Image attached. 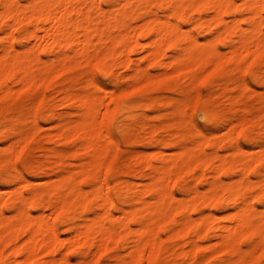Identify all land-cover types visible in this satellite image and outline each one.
I'll use <instances>...</instances> for the list:
<instances>
[{
  "label": "rangeland",
  "instance_id": "374dc122",
  "mask_svg": "<svg viewBox=\"0 0 264 264\" xmlns=\"http://www.w3.org/2000/svg\"><path fill=\"white\" fill-rule=\"evenodd\" d=\"M207 3L0 0V33H7L0 40L7 48L0 56V144L7 142L0 177L5 184L22 179L12 170L23 151L21 167L32 181L0 192V264L17 253L23 264H53L58 252L77 245L81 264H95L102 253L108 264H195L203 256V264H245L252 251L264 250V210L257 208L264 151L253 147L264 139V92L227 69L205 89L196 79L229 58L236 69L246 50L264 52L256 42L264 0L241 5L252 6L246 11L255 49L233 42L242 27L235 20L231 28L221 23L224 11L245 12L225 0L223 11L209 13ZM170 76L180 79L163 83ZM97 79L110 82L109 90ZM200 115L207 134L196 127ZM89 215L71 240L56 230Z\"/></svg>",
  "mask_w": 264,
  "mask_h": 264
},
{
  "label": "snow or ice",
  "instance_id": "6c2138e0",
  "mask_svg": "<svg viewBox=\"0 0 264 264\" xmlns=\"http://www.w3.org/2000/svg\"><path fill=\"white\" fill-rule=\"evenodd\" d=\"M29 0H21V6L27 5ZM244 3V0H232L231 7H234L237 9V11L245 12V15L240 16H232L229 17V12L224 11V15L221 18V23L227 24L230 28L233 27V25L230 23L231 20H235L237 24L241 25L242 27L236 28L235 31L237 32V36L235 38V41H233L237 47L240 46L242 43H248L250 49H255V44L249 43L253 40L255 36L254 28L251 26L250 23V14L247 13L246 9L247 7H251V5L245 6V8H242L241 5ZM118 5H103L101 4L102 10H108L117 7ZM169 9L173 7V5H168ZM262 9H264V3L260 5ZM225 8V0H208V3L206 5V11L209 13H214L218 9L223 11ZM168 13H164V15H167ZM261 22L264 23V12H262L261 16ZM221 32L224 31V29H220ZM240 33H251L252 35H245L243 39L240 38ZM7 35V33H0V40H3L4 36ZM215 35V33H213ZM210 39V38H209ZM256 42L259 43L262 47H264V28H261L259 37L256 39ZM6 45L3 48H0V56H3L4 51H6ZM231 47L229 49H221L220 53L221 55H224L225 52L230 51ZM180 53H173L172 55H179ZM215 63V61H213ZM235 61L232 58H229L223 63H218L215 66V69L211 71L210 75H205L203 79H200L199 76L196 77L199 82V87L201 89H205L209 86V84L216 78H221L227 69V71L233 72L234 76L237 80H239L240 75H243L244 80L241 81V83L247 87L250 88L253 92L260 91L264 92V52H261L259 55H255L253 51H245L243 55L240 56L239 59V66L233 70L231 67ZM97 71L99 72L100 69L97 67ZM183 75V74H181ZM179 80L180 77H169L167 80L163 81V83H171V81ZM257 81V84H260V87H257L255 84H253V80ZM94 83L101 88L102 91L109 90V88L105 87V84L108 83L110 85V82H102L100 79H97L94 81ZM119 91V89H117ZM137 93L133 92L131 93V96H135ZM238 95V93H237ZM131 96H125L123 99L128 100L131 98ZM38 99V98H37ZM30 103L35 104L36 100H32ZM75 112H69L68 115H75ZM203 120V116L200 115L197 117L196 127L198 130L203 132L204 134L208 133V129H205L199 121ZM231 124H225L223 125L218 131L219 134H222L224 131L227 130L228 127H230ZM109 127H114V125H109ZM245 136V130L240 131V137L243 138ZM5 142L4 144H0V148H3L6 146ZM241 148H244L245 145L243 143V140H241V143L239 145ZM256 150L264 151V139L261 140V142L255 146H253ZM234 151V149H233ZM26 159L25 153L22 151L19 156L16 158V167L12 170V177L16 178V174H19V177H22V179H17L16 183H10L5 184L4 180L7 177H0V192H3L4 190L8 191H15L17 188L24 186V181L28 180L29 183L32 181L29 180V178L26 175V172L23 167H21L22 161ZM262 172H264V169H262ZM253 182L256 181V177L251 178ZM207 187L199 189V191H206ZM31 193L25 192L24 198H29ZM257 208L260 210H264V201H262L261 204L257 205ZM18 211V209H17ZM15 214V213H12ZM99 215V213H97ZM93 217L91 215L82 218L81 220L77 221L76 223H70V222H62V226L58 227L56 230L57 232H64L66 235L63 237V239L71 240L73 237L77 236L78 233L75 231V229L79 228L80 225L83 223V219H92ZM59 219V217H57ZM74 229V231L69 232L68 229ZM254 243L257 241H253ZM83 248V245H77L76 247H73L71 251H67L65 249L64 251L58 252V254L53 258V264H81V256L84 254L81 249ZM251 246L249 245L244 249V251H249ZM94 251V250H93ZM79 253V254H77ZM17 259L15 261H10L9 264H23L24 256H21L20 253H17ZM92 253H89V259H91ZM107 253H102L95 261V264H108V260L105 259L107 256ZM118 255H126V253H119ZM145 256H147V253H144ZM199 255V254H198ZM65 259H61L62 257H65ZM108 259H111V257H108ZM207 260L206 256L200 257V259H197L195 264H203V261ZM31 264H35V261H32ZM45 264L47 262L45 261ZM84 264H87V261L84 262ZM124 264H128V261H124ZM149 264H152L150 261ZM245 264H264V250L261 251H252L251 256L248 260L245 261Z\"/></svg>",
  "mask_w": 264,
  "mask_h": 264
},
{
  "label": "bare ground",
  "instance_id": "6f19581e",
  "mask_svg": "<svg viewBox=\"0 0 264 264\" xmlns=\"http://www.w3.org/2000/svg\"><path fill=\"white\" fill-rule=\"evenodd\" d=\"M251 2H252V1H251ZM251 4H252V3H251ZM46 5H47V4H46ZM46 5H45V6H46ZM48 5H50V4H48ZM254 5H255V3H253V6H254ZM41 7H42V6H41ZM251 7H252V6H251ZM256 7H257V6H256ZM259 7H260V6H259ZM259 7H258V8H259ZM44 8H45V7H44ZM47 9H49V8L47 7ZM259 9H260V8H259ZM36 10H37V9H36ZM44 10H45V9H44ZM37 11H38V10H37ZM47 11L49 12L50 10H47ZM47 11H46V12H47ZM256 11H257V10H256ZM5 12H6V11H5ZM32 12H33V11H32ZM51 12H52V10H51ZM218 12H219V9H218ZM258 12H259V11H258ZM258 12H257V13H258ZM64 13H65V12H64ZM5 14H6V13H5ZM10 14H11V13H10ZM32 14H35V13H32ZM47 14H48V13H47ZM53 14H54V13H53ZM65 14H66V13H65ZM69 14H70V13H69ZM217 14H219V13H217ZM41 15H42V14H41ZM49 15H50L49 17H51V16H52V13L49 14ZM10 16H11V15H10ZM47 16H48V15H47ZM5 17H6V15H5ZM8 17H9V16H8ZM15 17H16V16H15ZM17 17H18V16H17ZM45 18H46V17H45ZM53 18H54V17H53ZM16 19H17V18H16ZM48 19H50V18H48ZM51 19H52V18H51ZM158 19H159V18H158ZM14 20H15V18H14ZM44 22H45V21H44ZM48 22H49V21H48ZM161 22H162V21H161ZM161 22H160V23H161ZM59 25H60V23H59ZM171 25H172V24H171ZM171 25L169 24V26H171ZM57 26H58V25H57ZM65 26H66V25H65ZM59 27H60V26H59ZM62 27H64V26L62 25ZM165 27H167V26L165 25ZM147 28H148V27H147ZM153 28H154V27H153ZM153 28H152V29H153ZM162 28H163V27H162ZM65 29H66V28H65ZM169 29H170V28H169ZM157 30H158V29H157ZM171 30H172V32H173V28H171ZM154 31H155V30H154ZM164 31H165V30H164ZM166 31H167V30H166ZM166 31H165V32H166ZM158 32L160 33V31H158ZM158 32H157V34H158ZM172 32H171V33H172ZM155 33H156V31H155ZM167 33L169 34V31H168ZM167 33H166V34H167ZM173 33H174V32H173ZM173 33H172V34H173ZM160 34H161V33H160ZM65 35H66V33H65ZM67 35H68V34H67ZM56 36H57V35H56ZM68 36H69V35H68ZM157 36H158V35H157ZM169 36H171V34H170ZM172 36H174V35H172ZM64 37H66V36H64ZM69 37H70V36H69ZM154 37H155V36H154ZM57 38H58V37H57ZM169 38H170V37H169ZM173 38H174V37H173ZM173 38H172V39H173ZM55 39H56V38H55ZM68 40H69V39H68ZM70 40H71V39H70ZM166 40H167V39H166ZM166 40H165V41H166ZM170 40H171V38H170ZM167 41H168V40H167ZM157 42H158V39H157L156 43H157ZM137 43H138V42H137ZM153 43L155 44V42H153ZM166 44H167V43H166ZM126 46H127V45H126ZM157 46H158V43H157ZM246 51H247V50H246ZM154 55H155V54H154ZM125 56H126V55H125ZM179 59H181V58H179ZM239 169H240V168H239ZM240 170H241V169H240ZM242 173H243V172H242ZM160 176H161V175H160ZM162 177H164V175H163ZM162 177H161V179H163ZM159 179H160V178H159ZM58 186H59V185H58ZM161 189H162V188H161ZM228 190H230V189H228ZM160 191H162V190H160ZM159 193H160V192H159ZM214 196H215V195H214ZM160 198L162 199V197H160ZM106 199H107V198H106ZM161 199H159V200H161ZM31 200H32V199H31ZM102 200H103V197H102ZM157 200H158V198H157ZM216 200H217V198H216ZM103 201H104V200H103ZM161 201H162V200H161ZM161 201H159V202L161 203ZM106 202H107V201H106ZM156 202H158V201H156ZM159 202H158V203H159ZM160 203H159V204H160ZM156 204H157V203H156ZM168 206H169V205H168ZM241 208H242V207H241ZM245 209H246V208H245ZM241 210H242V209H241ZM247 210H248V209H247ZM238 211H239V210H238ZM244 211H245V210H244ZM236 212H237V211H236ZM26 214H27V213H26ZM239 215L241 216V215H242V212H241V214H240V212H239ZM239 215H237V216H239ZM240 216H239V217H240ZM242 216H244V215H242ZM236 218H237V217H236ZM96 220H97V219H96ZM238 220H239V218H238ZM242 220H243V219H242ZM94 221H95V220H94ZM98 221H99V220H98ZM98 221H96V222H98ZM236 221H237V220H236ZM245 221H246V220H245ZM242 222H243V221H242ZM244 223H245V222H244ZM242 224H243V223H242ZM247 224H248V223H247ZM248 225H249V224H248ZM224 226H225V225H224ZM31 227H32V226H31ZM189 227H190V226H189ZM32 228H35V227H32ZM50 228H51V227H50ZM228 228H229V227H228ZM226 229H227V228H226ZM228 230H229V229H228ZM31 231H32V230H30L29 232H31ZM34 231H35V230H34ZM46 231H49V230L47 229ZM37 232H38V231L36 230V232L32 234V236H31V237H32V240H31V241H34V239H37V238L40 236V235L38 234L39 232H38V233H37ZM230 232H231V231H230ZM27 233H28V232H27ZM47 233H48V232H46V234H47ZM43 235H44V234H43ZM32 243H34V242H32ZM88 243H89V242H88ZM23 249H24V248H23ZM26 251H27V250H26ZM138 252H139V251H138ZM135 258H136V257H135Z\"/></svg>",
  "mask_w": 264,
  "mask_h": 264
}]
</instances>
